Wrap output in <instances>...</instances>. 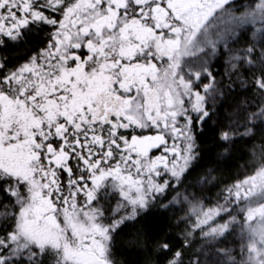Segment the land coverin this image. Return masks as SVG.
Returning a JSON list of instances; mask_svg holds the SVG:
<instances>
[{
  "label": "snow or ice",
  "instance_id": "1",
  "mask_svg": "<svg viewBox=\"0 0 264 264\" xmlns=\"http://www.w3.org/2000/svg\"><path fill=\"white\" fill-rule=\"evenodd\" d=\"M205 134L254 156L214 194ZM257 137L264 0H0V264H119L126 232L150 264H264ZM177 206L182 239L148 237Z\"/></svg>",
  "mask_w": 264,
  "mask_h": 264
},
{
  "label": "trees",
  "instance_id": "2",
  "mask_svg": "<svg viewBox=\"0 0 264 264\" xmlns=\"http://www.w3.org/2000/svg\"><path fill=\"white\" fill-rule=\"evenodd\" d=\"M242 2L247 4L245 0H242ZM33 42H36V38L30 42L29 46ZM25 53L26 49L20 48L14 50L12 54L14 57H22ZM222 63L223 61L217 63L216 67L219 69ZM231 103V98L227 103L222 102V111H230L229 104ZM201 142L203 150L199 168L218 169L213 174L221 181L218 187L212 189L213 194L219 192L225 184H230L235 179H242L248 173L254 160L249 142H237L228 153L223 151L225 146L209 134H205ZM251 143L258 146L264 141L257 137L256 141ZM252 151L258 153V147L252 149ZM185 215L186 210L182 211L179 206L170 210L153 207L148 210L142 222L144 231L150 238L167 235L173 242L178 243L186 229V224L181 222ZM114 252L115 259L119 261V264H150L151 261L159 259L150 244L146 246L136 243L134 236L127 234V232L117 242Z\"/></svg>",
  "mask_w": 264,
  "mask_h": 264
},
{
  "label": "rangeland",
  "instance_id": "3",
  "mask_svg": "<svg viewBox=\"0 0 264 264\" xmlns=\"http://www.w3.org/2000/svg\"><path fill=\"white\" fill-rule=\"evenodd\" d=\"M245 2H247V3H250L251 2V0H245ZM246 4V3H245ZM214 198H215V196H214Z\"/></svg>",
  "mask_w": 264,
  "mask_h": 264
}]
</instances>
